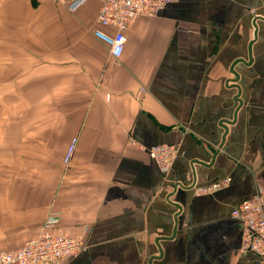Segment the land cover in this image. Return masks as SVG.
Listing matches in <instances>:
<instances>
[{
    "label": "crops",
    "instance_id": "crops-1",
    "mask_svg": "<svg viewBox=\"0 0 264 264\" xmlns=\"http://www.w3.org/2000/svg\"><path fill=\"white\" fill-rule=\"evenodd\" d=\"M100 8L0 0V254L56 215L52 233L86 245L64 264H264L232 217L264 189V0L169 4L119 60L94 37Z\"/></svg>",
    "mask_w": 264,
    "mask_h": 264
},
{
    "label": "built area",
    "instance_id": "built-area-1",
    "mask_svg": "<svg viewBox=\"0 0 264 264\" xmlns=\"http://www.w3.org/2000/svg\"><path fill=\"white\" fill-rule=\"evenodd\" d=\"M66 6L71 12L78 11L89 0H51ZM99 28L94 37L109 51L112 58L119 60L125 51L126 33L141 18H155L167 5L180 0H99ZM76 141L66 157L68 164L73 157ZM161 172L167 173L178 158V149L172 145H158L149 150ZM230 179L217 181L208 187L196 189L198 195H211L228 187ZM232 217L243 226L241 254L255 255L264 260V189L259 188L256 196L245 200L236 208ZM56 215L50 216L44 230L37 238L22 248L0 254V264H64L86 249L84 241L52 233L59 223Z\"/></svg>",
    "mask_w": 264,
    "mask_h": 264
}]
</instances>
